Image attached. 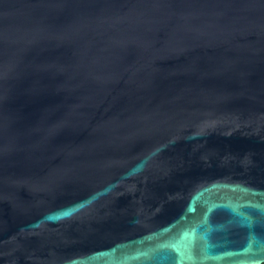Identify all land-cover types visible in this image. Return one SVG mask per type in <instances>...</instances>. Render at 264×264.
I'll return each instance as SVG.
<instances>
[{
	"label": "water",
	"instance_id": "water-1",
	"mask_svg": "<svg viewBox=\"0 0 264 264\" xmlns=\"http://www.w3.org/2000/svg\"><path fill=\"white\" fill-rule=\"evenodd\" d=\"M0 264H264V0H0Z\"/></svg>",
	"mask_w": 264,
	"mask_h": 264
}]
</instances>
